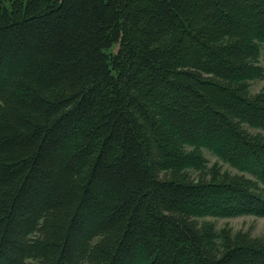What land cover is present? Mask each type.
Wrapping results in <instances>:
<instances>
[{
  "label": "trees",
  "instance_id": "obj_1",
  "mask_svg": "<svg viewBox=\"0 0 264 264\" xmlns=\"http://www.w3.org/2000/svg\"><path fill=\"white\" fill-rule=\"evenodd\" d=\"M261 53L264 0H0V264H264L209 219L264 216Z\"/></svg>",
  "mask_w": 264,
  "mask_h": 264
},
{
  "label": "rangeland",
  "instance_id": "obj_2",
  "mask_svg": "<svg viewBox=\"0 0 264 264\" xmlns=\"http://www.w3.org/2000/svg\"><path fill=\"white\" fill-rule=\"evenodd\" d=\"M259 63L264 67V55L263 53L259 56ZM252 91H258L264 89V75L260 79L253 80L251 82ZM204 155L208 160V165L212 164L215 161H218L222 164L223 168L236 172V169L229 167L226 163L221 162L215 155H213L208 150L204 149ZM217 227L228 226L233 231L234 230H247L252 235H264V216H253V215H240L234 217H218L213 218L209 217Z\"/></svg>",
  "mask_w": 264,
  "mask_h": 264
}]
</instances>
